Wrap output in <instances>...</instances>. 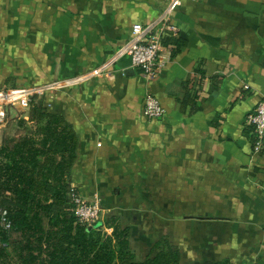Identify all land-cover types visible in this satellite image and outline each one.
Masks as SVG:
<instances>
[{
	"label": "crops",
	"instance_id": "crops-1",
	"mask_svg": "<svg viewBox=\"0 0 264 264\" xmlns=\"http://www.w3.org/2000/svg\"><path fill=\"white\" fill-rule=\"evenodd\" d=\"M165 1L0 0V90L63 81L45 106L78 138L70 183L130 228L138 260L167 236L179 264H264V149L248 123L264 97V0L179 2L151 86L164 115L148 120L145 80L117 49Z\"/></svg>",
	"mask_w": 264,
	"mask_h": 264
},
{
	"label": "trees",
	"instance_id": "trees-1",
	"mask_svg": "<svg viewBox=\"0 0 264 264\" xmlns=\"http://www.w3.org/2000/svg\"><path fill=\"white\" fill-rule=\"evenodd\" d=\"M26 114L16 120L29 131L0 144V258L13 255L17 264H179L180 249L167 236L138 260L128 246L130 228L109 217L92 228L80 224L69 196L76 132L46 109L43 97Z\"/></svg>",
	"mask_w": 264,
	"mask_h": 264
},
{
	"label": "built area",
	"instance_id": "built-area-1",
	"mask_svg": "<svg viewBox=\"0 0 264 264\" xmlns=\"http://www.w3.org/2000/svg\"><path fill=\"white\" fill-rule=\"evenodd\" d=\"M179 2L181 0H166L165 9L151 23H133L129 40L117 49L118 54L129 57L131 66L139 69L145 80L146 93L142 113L148 120L158 119L164 115V108L157 96L153 94L151 86L165 67V62L161 59V53L166 49L165 38L178 35L179 28L174 20V13ZM63 85V81L57 80L43 85L0 90V130L10 121L11 108H29L32 101L40 97L49 104ZM248 123L254 128L256 135L254 149L259 152L264 149V97L258 102L253 113L248 116ZM70 186L69 196L77 221L92 227L99 221H103L104 206L101 197L94 195L91 200H87L78 187ZM102 229L109 230L105 226Z\"/></svg>",
	"mask_w": 264,
	"mask_h": 264
},
{
	"label": "rangeland",
	"instance_id": "rangeland-1",
	"mask_svg": "<svg viewBox=\"0 0 264 264\" xmlns=\"http://www.w3.org/2000/svg\"><path fill=\"white\" fill-rule=\"evenodd\" d=\"M19 109H22L23 110V108H19ZM25 110L27 111L28 108L25 109ZM16 113L20 115L22 113V111L21 112L16 111ZM25 113H27V112H24V115L22 116V118L27 119L28 116ZM18 118H16V119H18ZM27 125H28L27 123L26 124L25 123L24 124H21L18 120H16V125L13 126V127H11L10 135H21V134H25L30 129V126H27ZM6 136H9V135H6ZM13 236H15V234H13ZM0 264H17V263L15 262V258L13 257V255H10L9 259L0 258Z\"/></svg>",
	"mask_w": 264,
	"mask_h": 264
},
{
	"label": "water",
	"instance_id": "water-1",
	"mask_svg": "<svg viewBox=\"0 0 264 264\" xmlns=\"http://www.w3.org/2000/svg\"><path fill=\"white\" fill-rule=\"evenodd\" d=\"M89 228H92V226H89Z\"/></svg>",
	"mask_w": 264,
	"mask_h": 264
}]
</instances>
